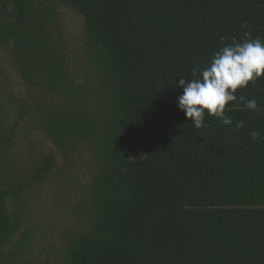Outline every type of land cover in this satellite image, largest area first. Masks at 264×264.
<instances>
[{
	"label": "trees",
	"instance_id": "trees-1",
	"mask_svg": "<svg viewBox=\"0 0 264 264\" xmlns=\"http://www.w3.org/2000/svg\"><path fill=\"white\" fill-rule=\"evenodd\" d=\"M245 32L264 0H0V264H264V111L178 107Z\"/></svg>",
	"mask_w": 264,
	"mask_h": 264
},
{
	"label": "clouds",
	"instance_id": "clouds-1",
	"mask_svg": "<svg viewBox=\"0 0 264 264\" xmlns=\"http://www.w3.org/2000/svg\"><path fill=\"white\" fill-rule=\"evenodd\" d=\"M220 39L223 42L225 37ZM192 77L190 80L180 78L177 82V86L183 89L178 98L179 109L197 129L205 127L206 116L232 127L233 120L225 115L231 110L227 108L230 103H242L249 111H264L259 109L255 99L240 96L238 101L235 95L238 89L264 77V41L252 39L248 32H245L243 41L233 37L231 43H225L212 55L206 67L199 69L198 65H194ZM243 126V121H238L234 130ZM258 135L255 130L251 132L254 140Z\"/></svg>",
	"mask_w": 264,
	"mask_h": 264
},
{
	"label": "rangeland",
	"instance_id": "rangeland-1",
	"mask_svg": "<svg viewBox=\"0 0 264 264\" xmlns=\"http://www.w3.org/2000/svg\"><path fill=\"white\" fill-rule=\"evenodd\" d=\"M19 158L22 156V154H20V155H17Z\"/></svg>",
	"mask_w": 264,
	"mask_h": 264
}]
</instances>
